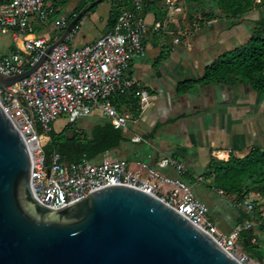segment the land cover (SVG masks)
I'll return each mask as SVG.
<instances>
[{
	"label": "built area",
	"instance_id": "2783aa9c",
	"mask_svg": "<svg viewBox=\"0 0 264 264\" xmlns=\"http://www.w3.org/2000/svg\"><path fill=\"white\" fill-rule=\"evenodd\" d=\"M57 1L0 0V34L8 36L13 46L9 54L0 57V76H16L29 70L43 51L64 33L68 23L62 18L52 19L60 11ZM261 1L256 0V3ZM164 5L165 19L148 24L143 19L142 0H132L130 6L120 12L113 27L94 44L71 49L66 41L75 33L76 24L65 41L46 55L33 74L5 89L0 88V107L29 154V185L33 198L45 207L58 210L103 187L135 188L194 223L240 264H258L244 252L240 237L243 230L254 224L223 234L208 217L207 205L182 179L186 174L182 162L164 156L154 167L144 163L130 164L121 158L111 160L110 152L106 151L98 156V161L84 158L66 163L59 153L53 151L47 155L45 152L52 125L58 118H67L73 126L78 119L98 114L124 137L129 134L127 124L138 116L118 111L115 101L134 92L139 114L150 105L152 96L147 89L126 75L130 63L146 54L145 36L151 31L164 32L166 27H173L174 30L165 33L173 36L172 44L176 46L181 37L191 36L205 26L198 24V19L189 23L178 0H164ZM36 27L46 32L54 28L59 36L49 43L43 35L36 34ZM130 142L139 144L146 140L135 135ZM166 169L175 172L178 178L162 174ZM217 194L248 214L254 211L253 194L241 199L223 191Z\"/></svg>",
	"mask_w": 264,
	"mask_h": 264
},
{
	"label": "crops",
	"instance_id": "0c3cea01",
	"mask_svg": "<svg viewBox=\"0 0 264 264\" xmlns=\"http://www.w3.org/2000/svg\"><path fill=\"white\" fill-rule=\"evenodd\" d=\"M154 14L147 9L143 19L151 24L155 22ZM263 20L264 6H260L239 21L222 20L205 25L176 46L164 38L150 36V32L145 38V56L133 60L126 72L152 96L150 105L136 119L139 127L133 129L150 148L149 165L154 167L160 158L170 156L185 165L182 179L188 177L186 182L191 186L205 185L219 202L227 203L231 209L224 211L220 203L208 200L210 194L202 196L208 209L216 210L215 219L210 220L223 234L252 224L251 215L218 196L217 191L223 190H213V180L206 175L214 160L227 162L230 156L244 158L253 150L264 151V96L239 79L211 84L202 80L206 70L225 55L246 47ZM108 30L107 26L103 35ZM6 37L0 34V50L5 46L8 51L13 49ZM5 55L0 53V57ZM93 115L96 121L90 132L97 124L108 122L98 114ZM73 126L69 128L71 131L83 132L73 130ZM120 147L111 151H119L121 158L125 152ZM161 172L178 178L170 169ZM250 232L251 244L264 251V233H259L255 226ZM252 260L264 264V260Z\"/></svg>",
	"mask_w": 264,
	"mask_h": 264
},
{
	"label": "water",
	"instance_id": "95a60500",
	"mask_svg": "<svg viewBox=\"0 0 264 264\" xmlns=\"http://www.w3.org/2000/svg\"><path fill=\"white\" fill-rule=\"evenodd\" d=\"M102 1L84 7L29 70L0 76V88L33 74ZM30 175L26 147L0 107V264H240L194 223L138 189L103 187L53 210L33 198Z\"/></svg>",
	"mask_w": 264,
	"mask_h": 264
},
{
	"label": "trees",
	"instance_id": "16d2710c",
	"mask_svg": "<svg viewBox=\"0 0 264 264\" xmlns=\"http://www.w3.org/2000/svg\"><path fill=\"white\" fill-rule=\"evenodd\" d=\"M68 0H58L59 6ZM95 0H84L83 8ZM132 0H115L118 12L108 20V27H113L120 12L128 8ZM184 5L189 23L198 19V24L206 25L214 20L239 21L254 8L264 6V0L259 4L256 0H179ZM145 12L147 9L154 12L155 21H162V13L158 6L164 5V0H142ZM95 7V6H94ZM89 8L87 12L93 10ZM75 13L69 23L81 11ZM84 17V16H83ZM35 31L43 32L36 27ZM109 31V30H108ZM248 46L225 55L218 63L208 68L203 77L205 84L239 79L240 82L249 84L256 92L264 96V20L252 33ZM115 107L120 112H128L134 116L139 115V102L134 92L126 93L115 101ZM71 129V128H70ZM73 132V131H72ZM53 131L50 133L52 135ZM73 139L66 137L57 142V147L46 146L45 152L49 155L55 151L60 154L66 163H76L82 159L94 160L103 152L118 149L127 139L119 130L113 128L109 122L99 123L93 127L86 136L84 132H73ZM51 140V137H50ZM75 157L72 158L71 156ZM206 178L213 180L214 187L222 189L225 193L235 195L238 199L253 194L254 211L251 213L252 224L259 233H264V151L253 150L248 156L238 158L230 156L227 162L212 161L210 171ZM183 180H188L184 177ZM241 246L244 252L252 259L263 261L264 251L251 244L250 229L243 230L240 234Z\"/></svg>",
	"mask_w": 264,
	"mask_h": 264
},
{
	"label": "rangeland",
	"instance_id": "374dc122",
	"mask_svg": "<svg viewBox=\"0 0 264 264\" xmlns=\"http://www.w3.org/2000/svg\"><path fill=\"white\" fill-rule=\"evenodd\" d=\"M178 2L181 4V6L184 9V5L181 1L178 0ZM83 3L84 0H68L64 5L61 6L60 11L56 13L54 16H52V19L62 18L69 24V20L71 17L77 13L80 9H83ZM115 0H103L98 5H96L93 10L87 12L84 17L81 18V20L76 25L75 33L72 34V37L66 41V45H68L71 49L75 48H82L86 45L94 44L98 39H100L103 36V33L105 32L108 20L111 16H114L118 12L117 5L114 4ZM159 10L167 15V10L165 6L159 5ZM185 11V9H184ZM165 15V17H166ZM162 18L161 20L165 19ZM35 25L37 26L38 23L35 22ZM167 29L174 30L173 27H166L164 29V32H153L151 31L150 36H156L158 38H164L165 40H168L170 44L173 43V36L168 35L165 33ZM38 36L43 35L47 41L50 43L51 41L55 40L59 36V32L56 31L54 28L50 29L49 31H43L38 33L35 31ZM173 32V31H172ZM174 33V32H173ZM175 34V33H174ZM149 35L145 36L147 39ZM6 37V36H5ZM190 38L189 36L181 37V41L184 42L186 39ZM7 42L9 43L8 36L6 37ZM248 46V45H247ZM11 50L8 51L7 47L5 46L0 50L1 54H9ZM94 116V115H93ZM93 116L89 118H83L78 119L73 126V128L77 130L83 131L86 136L89 134V130L92 127V125L95 123V119H93ZM127 127L129 129V134L125 137L127 141L121 144V151L125 152L124 156H121L124 160H126L130 164H138V163H144L149 164L151 162L150 158V148L146 145V143H139V144H131L130 139L135 136L134 128H138V122L137 120L133 121L131 120ZM71 128V125H68L67 118H58L52 125L53 133L50 135L51 140L49 142H46V146L50 147H57V142L59 140H63L62 138H65V134L67 131H69ZM46 148V147H45ZM118 150V149H117ZM72 158L75 156L72 155ZM108 157L111 160H117L119 157V151H110ZM100 160L98 157L94 159V161ZM134 166V165H133ZM214 186V185H213ZM213 190L216 189L215 187L212 188ZM193 193L196 195V197L201 200L204 204L207 203L205 199H203V195H209L208 200L212 199L216 203H220L223 210L227 211L229 208L228 204L225 202H219V200L216 198L214 192H212L209 188H207L203 184L198 185H192ZM210 202V201H209ZM207 205V204H206ZM208 207V205H207ZM209 208V207H208ZM215 209H210L208 213V217L212 220L215 219L216 215Z\"/></svg>",
	"mask_w": 264,
	"mask_h": 264
}]
</instances>
